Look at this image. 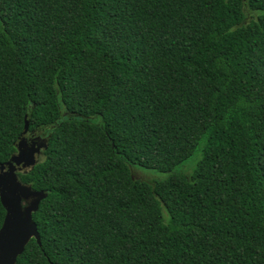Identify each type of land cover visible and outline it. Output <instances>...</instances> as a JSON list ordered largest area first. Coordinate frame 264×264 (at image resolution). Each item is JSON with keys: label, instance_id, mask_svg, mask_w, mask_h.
I'll list each match as a JSON object with an SVG mask.
<instances>
[{"label": "trees", "instance_id": "16d2710c", "mask_svg": "<svg viewBox=\"0 0 264 264\" xmlns=\"http://www.w3.org/2000/svg\"><path fill=\"white\" fill-rule=\"evenodd\" d=\"M26 118L17 264H264V0H0V166Z\"/></svg>", "mask_w": 264, "mask_h": 264}, {"label": "water", "instance_id": "95a60500", "mask_svg": "<svg viewBox=\"0 0 264 264\" xmlns=\"http://www.w3.org/2000/svg\"><path fill=\"white\" fill-rule=\"evenodd\" d=\"M30 123L26 118L25 131L17 144V154L0 166V200L6 210L4 224L0 229V264H17L32 239L41 245L38 226L33 220L40 204L48 197L19 180V173H28L38 164V157L48 149V139L38 137L29 143L25 137ZM30 202L27 207L24 203Z\"/></svg>", "mask_w": 264, "mask_h": 264}, {"label": "rangeland", "instance_id": "374dc122", "mask_svg": "<svg viewBox=\"0 0 264 264\" xmlns=\"http://www.w3.org/2000/svg\"><path fill=\"white\" fill-rule=\"evenodd\" d=\"M43 134L44 133H42L40 135L43 136ZM200 158H201L200 153H197L193 157V159H191V161H189L186 164V167L178 169V170H181V171L186 172V173L193 172V170L196 168L197 162L200 160ZM41 159H43V155L42 154L38 157V161L41 160ZM188 167H191L192 171L188 170ZM134 175H135V177H137L139 179H143V180H146V181H149V182H152L154 180H162V179L164 180V179H166V178H168L170 176L169 173L161 174V173H157V172H154V171L145 170V169H142V168H137L136 170H134ZM29 204H30V202H26L23 205H24V207H27V205H29Z\"/></svg>", "mask_w": 264, "mask_h": 264}, {"label": "flooded vegetation", "instance_id": "af4514ba", "mask_svg": "<svg viewBox=\"0 0 264 264\" xmlns=\"http://www.w3.org/2000/svg\"><path fill=\"white\" fill-rule=\"evenodd\" d=\"M38 136H39L38 134L33 133V134L29 135L27 139H28L29 143H31V142H33L34 139L38 138ZM42 137H44V136H42Z\"/></svg>", "mask_w": 264, "mask_h": 264}, {"label": "clouds", "instance_id": "9594fccd", "mask_svg": "<svg viewBox=\"0 0 264 264\" xmlns=\"http://www.w3.org/2000/svg\"><path fill=\"white\" fill-rule=\"evenodd\" d=\"M31 134H33V133H30V132H29L25 137L28 138V136L31 135ZM38 137H41L42 139H48L47 137H42V136H40V135H39ZM48 141H49V139H48ZM42 153H43V152H42ZM38 162H39V161H38Z\"/></svg>", "mask_w": 264, "mask_h": 264}]
</instances>
